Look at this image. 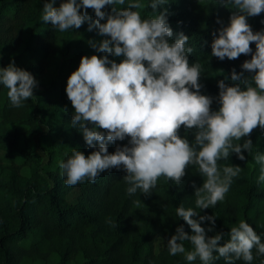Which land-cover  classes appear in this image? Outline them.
Returning a JSON list of instances; mask_svg holds the SVG:
<instances>
[{"label":"trees","instance_id":"1","mask_svg":"<svg viewBox=\"0 0 264 264\" xmlns=\"http://www.w3.org/2000/svg\"><path fill=\"white\" fill-rule=\"evenodd\" d=\"M45 2L59 7L66 0H0V51L16 48L27 26L29 40L9 60L29 72L40 85L34 88L33 97L23 101L19 108L12 106L8 90L0 85V150L7 169L5 174H0V264L37 261L68 264L71 260L74 264H201L199 258L188 262L183 254L173 256L168 252L167 241L177 227L183 226L186 233L193 234L176 215L175 210L181 205L197 210L199 215L216 217L213 231L206 235L224 233L221 246L228 241L231 227L238 226L241 220L264 242V182H258L261 165L254 160L257 153L264 154V130L260 128L249 137L234 141L243 144L245 139H251V152H242L245 160H239L233 153L229 159L218 161L220 166H239L242 171L233 178L224 200L209 209H196L193 185L202 186L203 177L195 166L186 168L178 185L159 178L148 196L139 190L128 194L130 185L124 181L126 172L122 168L101 173L94 183L86 180L75 186L66 185L59 163L66 161L73 148L85 156L98 149L96 142H93L95 148L84 142L79 125H72L74 109L65 93L67 78L78 68L82 56L107 55L96 52L89 44L107 37L100 36L97 29L88 31L90 21L79 29L59 32L41 19ZM127 2L120 6L108 5L102 11L110 14L113 7L124 10ZM141 2L146 5L138 10L141 17H150L152 10L147 5L151 0ZM162 7L167 10V22L173 31L171 40L180 33L189 37L186 47L193 48L189 63L202 65L200 94L212 97L211 109L217 111L218 82L223 80L228 86L238 83L231 80L233 71L243 73L242 79L252 75L241 68L251 55L223 61L211 55L213 34L221 27L217 21L227 26L234 9L217 0H166ZM81 11H86L91 20L96 19L92 9ZM261 21L264 13L247 17L254 33L264 30ZM250 47L254 53L255 44ZM108 58L117 63L123 59ZM38 124L45 130L37 132L33 146L44 155V162L40 153L18 143L22 128L31 133L37 131ZM194 132L195 129L185 130L181 126L179 134L191 143ZM127 144L128 138L111 142L107 145L108 152L111 154L118 146ZM18 159L22 160L21 165L28 166L27 176L20 175ZM211 226L208 221L201 223L205 229ZM159 236L165 238V243L154 252L153 242ZM183 244L186 251L193 250L189 241ZM252 251L251 264H262L264 255H258L255 248ZM50 256L55 257L54 261L46 262ZM213 256L217 258L211 264H226L218 253ZM234 264L246 262L240 259Z\"/></svg>","mask_w":264,"mask_h":264},{"label":"clouds","instance_id":"2","mask_svg":"<svg viewBox=\"0 0 264 264\" xmlns=\"http://www.w3.org/2000/svg\"><path fill=\"white\" fill-rule=\"evenodd\" d=\"M217 2L234 11L227 26L217 21L221 27L213 34L211 55L221 61L251 55L241 68L252 74L242 79L243 73L233 71L231 80L238 83L228 86L223 80L218 82L217 111L211 109L213 98L200 94L202 65L189 63L193 52L186 47L189 37L180 33L171 40L173 31L162 7L166 0H151L147 7L152 15L148 18H142L138 11L146 7L141 0H128L124 10L113 7L110 14L102 9L125 5L126 0H66L59 7H53V2L43 3L42 21L59 32L79 29L90 21L88 31L97 29L100 36L107 37L99 43L89 41L96 52L107 55L82 56L78 68L67 78L65 93L74 109L72 125H79L84 142L90 148H95L96 142L98 149L85 156L73 148L66 161L59 163L66 185L86 180L94 183L101 173L122 168L124 181L130 185L128 194L139 190L148 196L159 178L178 185L186 168L195 166L203 177L202 186L193 185L196 209H209L224 200L242 169L220 166L218 161L229 159L233 153L245 160L242 152H251V139L243 144L234 141L249 137L257 128L264 130V30L254 33L247 22V17L264 13V0ZM81 9H92L96 19L91 20ZM251 44H255L254 53ZM108 56L123 59L117 63ZM0 85L8 90L12 106L19 108L33 97L37 81L10 62L0 67ZM181 126L195 129L191 143L180 136ZM125 138L127 145L108 152L109 143ZM254 160L261 165L258 182H264V154L257 153ZM175 211L193 234L177 227L167 241L170 255L183 254L188 262L199 258L201 264H211L217 258L213 253L226 264L240 259L251 264L254 248L258 255H264V242L243 220L231 227L228 241L221 246L224 233L206 235L214 229V215H199L182 205ZM204 221L212 226L201 227ZM184 241H189L193 250L186 251Z\"/></svg>","mask_w":264,"mask_h":264},{"label":"rangeland","instance_id":"3","mask_svg":"<svg viewBox=\"0 0 264 264\" xmlns=\"http://www.w3.org/2000/svg\"><path fill=\"white\" fill-rule=\"evenodd\" d=\"M29 34H30V31L28 29V27H24L23 28V31L20 35V38H21V42L20 44L16 47V48H3L2 51H0V67H7L8 64L11 62L9 60V58H11L12 56H14L15 54H17L18 52L21 51V49L26 45L27 41L29 40ZM16 67H18V65L14 64ZM20 68V67H18ZM40 85L37 84L36 88H39ZM22 134H20L19 138H18V143L19 145H23V144H26V146L28 148H31L33 149L35 152H38L40 153L37 148H35L33 145H34V140H35V136L37 134L38 131L42 132L45 130V127L43 125H40L38 124L37 126V131H33L31 133L25 131V128H22ZM24 136H26V139H23ZM25 140V141H24ZM41 154V158H42V162L45 161V157L44 155ZM3 151L0 150V174H5L7 172V169H6V162L3 161ZM21 162L22 160L21 159H18L17 160V164L18 166H20V175L21 176H27L28 174V166L27 165H21ZM165 243V238L162 237V236H159L157 237L154 242H153V250L154 252H157L161 247L162 245ZM55 259L54 256H50L46 262H53ZM42 262L41 261H37L35 262L34 264H41ZM68 264H74V262L71 260L68 262Z\"/></svg>","mask_w":264,"mask_h":264}]
</instances>
